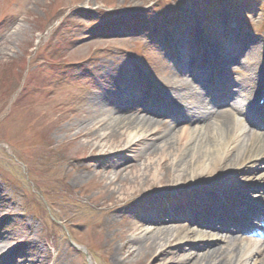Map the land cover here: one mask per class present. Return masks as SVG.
I'll return each instance as SVG.
<instances>
[{
    "label": "rangeland",
    "instance_id": "374dc122",
    "mask_svg": "<svg viewBox=\"0 0 264 264\" xmlns=\"http://www.w3.org/2000/svg\"><path fill=\"white\" fill-rule=\"evenodd\" d=\"M153 1L0 0V264H88L83 252L75 249L70 239L88 246L94 264H167L174 258L183 260L182 254L186 258L178 248L187 241L174 243L177 233L164 228H174L180 223L196 227L193 223L197 218L202 226L212 230V240L223 234L218 219L228 223L225 213L211 208L212 215L204 209L194 210L190 204L191 196H200L199 183L206 184L208 175L195 176L188 166L187 170L177 168L175 162H180L175 152L182 142L175 143L171 152L161 151L163 157L160 150L157 152L160 154L149 151V142H154L156 131L160 130L163 135L172 123L181 129L186 127L181 120L168 117L157 102L177 95L174 87L186 78L196 85L205 82L208 74L186 77L187 62L184 57L180 59L182 62L178 61L174 50L167 52L169 60L164 61H159L160 57L156 60L155 54H144L149 61L144 67L153 70L156 81L152 77L147 80L145 76L149 73L146 72L140 78L142 88L134 80V86L124 91L122 86H129L131 81L125 79L121 85L125 73L138 75L136 70L128 69L129 65L135 68L128 50H137L133 52L137 55L145 47L144 43L140 45V40L145 39L142 24L141 28L127 31L98 28L110 19L118 24L124 17L140 22ZM169 1L159 0L172 9L171 19L187 22L191 32L196 31L197 23L202 24L203 30L217 28L213 16L223 18L225 8L221 7L237 3V0H222L220 4L216 0ZM201 2L215 6L199 9ZM253 2L256 7L246 2L242 8L258 20L260 6L263 28L264 0ZM116 8L119 12H110ZM169 9L163 7L166 16ZM58 14L63 15L62 19L55 21ZM147 30L150 37L155 31H165L172 39L180 38L176 27L163 22ZM224 31L228 39L214 57L216 64L231 70L252 96L255 91L247 83L252 80L257 61L259 67L264 60V31L246 34L237 30V22ZM231 32L239 39L250 38L255 43L251 51L245 52L247 63L235 61L240 54L237 49L236 55L226 50L228 42L232 45ZM155 36L164 39V35ZM197 36L204 39L199 33ZM196 37L175 42L174 46L193 50L191 55L205 63L206 57L202 54L207 55L211 50L203 43L199 46ZM162 42L159 39L157 56L165 44ZM44 55L55 57L33 67L34 60L37 62ZM26 74L27 87L19 93V89L11 91ZM221 74L224 82L226 71ZM210 90L213 93L209 92V96L206 92L204 100L222 107V94L213 88ZM148 95L153 96L149 102L145 99ZM193 96L200 95L193 91L187 99ZM120 97L130 105L136 103L128 113L148 117L156 125L135 126L130 130L119 128L118 132L111 133L113 138L105 136L113 132L112 119L120 113L111 100L121 101ZM244 123L253 126L248 118H244ZM95 124L99 127L94 134ZM194 127L197 126L188 128L193 131ZM180 128L174 131L176 137L182 131ZM256 129L264 130V127L256 126ZM87 132L94 134V140L85 135ZM193 134L197 136L196 131ZM118 141L127 147L123 152L106 151ZM123 164L126 169L117 170ZM257 166L259 171L264 170L263 162ZM76 175L82 176L75 179ZM211 184L207 186L213 187ZM155 202L171 204L172 208L167 205L168 208L161 210L150 204ZM227 203L232 212L243 218V224L260 228L261 224L241 208ZM146 219L154 222H147L144 231L134 228ZM227 229L228 234L238 236L243 231L240 223L229 224ZM260 239H264V232ZM129 250L133 253L129 254ZM170 251L177 255H170Z\"/></svg>",
    "mask_w": 264,
    "mask_h": 264
},
{
    "label": "bare ground",
    "instance_id": "6f19581e",
    "mask_svg": "<svg viewBox=\"0 0 264 264\" xmlns=\"http://www.w3.org/2000/svg\"><path fill=\"white\" fill-rule=\"evenodd\" d=\"M183 86L184 84H181L177 88L181 89ZM185 87L186 89H181L182 91L178 96L179 100L170 101L169 107L171 110H182L184 113L182 117L174 116L181 117L182 121L187 123H196L197 127H194L193 131L190 128L181 129L182 131H179L180 135H177V137L174 132L178 130L175 129L178 128L176 125L172 126L168 132L165 131L163 135L158 130L153 135L154 142H149L151 144L149 151L156 154L162 153L161 151L171 152V148H174L175 143L179 145L182 142L181 147L178 146L175 152V154L178 153V156H176L177 162H180V164L175 162V165L178 164L177 168H180L179 170H187L188 166L192 168V174L195 176L208 175L207 178L213 177L216 180H222V187L233 192L234 196L246 197L251 195L250 189L254 186L253 179H264V172L258 173L256 169L250 168L247 164L253 161L256 163L259 159L264 158L260 155L264 152V132L252 128L245 129L238 122L236 114L242 110L241 105L237 103L234 106L231 105L220 110L207 109L206 111H199L195 117H192V113L198 110L192 102L184 101L182 95L187 94L185 90L192 91L194 87L188 81H186ZM200 89L201 87H198L194 90L200 91ZM118 108H120V113L112 119L110 125L113 132L105 135L108 138H113L114 135L111 133L118 132L119 128L130 130L135 126L148 128L156 125V121L148 117L127 114V109L121 107V104ZM168 113L173 115L171 112ZM98 127V125H94V134ZM195 131L197 136L193 134ZM94 134L87 132L85 135L91 137ZM186 135H189V137L184 139ZM94 138L92 136L91 140H94ZM114 144L113 148L106 151L123 152L127 148L123 147L124 145L119 141ZM159 150L160 153H157ZM160 155V157L164 156L163 153ZM241 165H243L241 169L243 171L239 168ZM229 168H234V170H229ZM124 169L126 167L123 164L117 170L123 171ZM225 171H228V174L222 175ZM81 176L76 175L74 178L79 179ZM201 193L203 199H195L196 203L208 202L214 198H216L214 203H219L221 200L220 196H213L208 187L202 186ZM149 221L154 222L153 219H146L142 224L137 223V227L134 228L138 231H144L143 226ZM164 229L167 232L175 231L177 233L175 235L177 239L174 243L187 241L186 244L182 243L184 245L178 248L180 253L186 255V258L182 254L183 260L179 261L174 258L167 264H264V240L260 242L250 238H239V236L232 234H224L219 236V239L212 240L214 234L209 233V230L186 226L183 223L174 228L170 226V228ZM188 241L193 243L188 244ZM258 244L259 246H257ZM132 253L133 251L129 250V254ZM169 254L177 255L174 251H170Z\"/></svg>",
    "mask_w": 264,
    "mask_h": 264
}]
</instances>
